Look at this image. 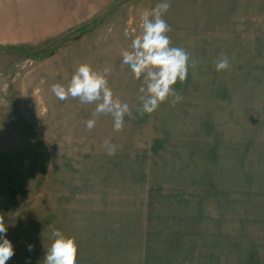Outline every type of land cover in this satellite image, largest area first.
<instances>
[{
  "label": "rangeland",
  "instance_id": "obj_1",
  "mask_svg": "<svg viewBox=\"0 0 264 264\" xmlns=\"http://www.w3.org/2000/svg\"><path fill=\"white\" fill-rule=\"evenodd\" d=\"M161 2L112 0L94 28L75 29L65 42L0 45V153L15 158L6 168L2 157L0 169V216L14 248L6 264H42L52 228L75 239L77 264H264V0H168L172 45L198 61L174 86L182 101L141 116L142 80L121 60L109 84L130 106L122 131L111 116L89 131L95 105L76 107L74 99L62 101L61 136L36 137L49 133L58 108L31 99L38 69L66 50L85 53L87 44L120 54L140 29V13ZM221 54L230 67L217 72ZM105 139L117 146L114 156ZM31 150L49 157L39 188Z\"/></svg>",
  "mask_w": 264,
  "mask_h": 264
},
{
  "label": "clouds",
  "instance_id": "obj_2",
  "mask_svg": "<svg viewBox=\"0 0 264 264\" xmlns=\"http://www.w3.org/2000/svg\"><path fill=\"white\" fill-rule=\"evenodd\" d=\"M170 8L168 0H162L152 9L140 13V29L131 39L130 46L122 48V64L126 65L133 78L142 80L138 89L140 106L137 109L141 116L152 114L159 106L169 101L173 106L182 101L183 96L176 92L175 85L186 81L189 67L198 64L186 49L172 45L168 35L170 25L163 18ZM128 35L127 32L124 33ZM216 71H226L230 67L229 58L223 54L216 61ZM111 66L95 69L89 63H81L74 70L67 84L55 83L51 91L61 101L69 98L78 99L81 104H94L92 118L85 122L91 131L101 116H111L113 130L120 132L124 128V117L131 115L130 106L123 102L109 84ZM103 147L108 156L116 154L117 146L110 139H105ZM7 228L0 216V264L14 255L12 242L6 238ZM51 243L46 249L42 264H77L78 245L73 237L66 236L56 228L51 229ZM33 246L28 245L31 251Z\"/></svg>",
  "mask_w": 264,
  "mask_h": 264
},
{
  "label": "crops",
  "instance_id": "obj_3",
  "mask_svg": "<svg viewBox=\"0 0 264 264\" xmlns=\"http://www.w3.org/2000/svg\"><path fill=\"white\" fill-rule=\"evenodd\" d=\"M111 1L112 0H0V45L19 46L35 44L59 38L61 36H67L69 32L78 29L98 16L105 8H107ZM199 1L201 3L200 5L207 6V3H205L206 0ZM227 1L237 3V0ZM218 10H221V8L219 7ZM108 24L109 21L107 22V25ZM92 36L94 37V34ZM109 41L112 40L110 39L106 42L102 41V44H109ZM86 48L87 50L83 51L85 53H80L81 51L71 52L66 50L59 56H54L51 60L53 63L51 64L52 66H41L38 69L40 76L42 75V78H37L40 82L35 81V83H31L32 85H29L31 99L35 101L34 103H37L38 98H48L50 102L52 100L54 101V109L58 106L57 113L56 110L53 111L52 115H54V117L52 119L50 118V120L47 119L49 129H47V131H49V133L53 132V134H39L36 136L37 138L61 136V134L58 133H61L63 132V129H66V121L62 120L60 114L62 101L57 99L52 93L51 86L53 84H67L74 70L81 63H89L95 69H103L105 66H111V68L114 69L118 63H121L122 57L119 53L110 50L93 52L91 46L88 44L86 45ZM89 54H94L96 60L94 61V57L89 59ZM80 58L84 59V61H78ZM116 58H120V60ZM111 74H113V72ZM41 80H44V83L42 84L46 96L43 95L38 97L34 94V88L37 84L41 83ZM110 82L111 81H109V83ZM71 101L74 102L75 100L69 98L68 100L63 101V103L66 105V103ZM77 106H86L92 109L93 104H81L77 100L76 107ZM33 121L34 120L29 121L30 123H33V125L31 124L32 126L35 125ZM37 131L40 132L38 127ZM25 136L28 138L30 137L29 139H31L33 135L26 134ZM22 153V156H25V153ZM27 156L33 162L32 169H34V177L39 178L38 181L36 179L39 188L45 181L49 157L46 158L44 156L42 158L36 150H31L30 154ZM2 157L7 162H5ZM1 159L6 164V168L7 166H13L15 163L14 153L11 151H2L0 153V169H3L1 167ZM8 192L9 194L4 193V195L10 198L11 194L14 193L13 188L9 186Z\"/></svg>",
  "mask_w": 264,
  "mask_h": 264
},
{
  "label": "trees",
  "instance_id": "obj_4",
  "mask_svg": "<svg viewBox=\"0 0 264 264\" xmlns=\"http://www.w3.org/2000/svg\"><path fill=\"white\" fill-rule=\"evenodd\" d=\"M110 8V7H109ZM108 8V10L107 11H105L104 13H108V12H110V11H112V9L110 8L109 9ZM106 13V15H108ZM103 16H105V15H101V17L100 18H98V17H95V18H93L91 21H89L87 24H85V25H83V26H81V27H79L78 29L80 30V33H84L85 31H87L88 29H91V28H94V26L95 25H97V23H98V21L100 20V19H102L103 18ZM68 36V35H67ZM63 38V42H65L66 40H67V38H66V36H61V37H59V38H55V39H51V40H48V41H45V46L47 45V44H51V43H53V41H56V40H58V39H62ZM62 45H60V46H57V47H54L53 49H51L49 52H45L44 54H42L43 55V58L44 57H46V56H51L55 51H57L60 47H61ZM18 47V46H17ZM12 48H16V46H13ZM41 53V52H40ZM42 58V57H41Z\"/></svg>",
  "mask_w": 264,
  "mask_h": 264
}]
</instances>
